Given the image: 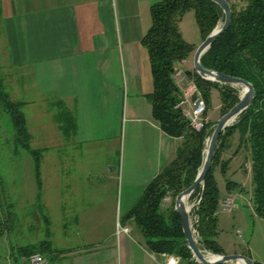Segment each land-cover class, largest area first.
Returning <instances> with one entry per match:
<instances>
[{"label": "crops", "instance_id": "crops-1", "mask_svg": "<svg viewBox=\"0 0 264 264\" xmlns=\"http://www.w3.org/2000/svg\"><path fill=\"white\" fill-rule=\"evenodd\" d=\"M158 1L1 0L2 61L30 81L29 89L44 110L56 100L73 114L77 132L71 147L85 149L84 157L95 153L118 158L117 167L109 172L78 173L70 171L71 157L65 159V166L62 158L50 159L47 209L50 214L62 212L63 228L69 224L70 212H81L73 216L87 229L73 245L64 234L58 241L53 237L57 254L48 258V264L166 263L165 254L151 252L133 221L125 218L147 185L175 159L179 146V140L167 135L154 119L149 99L153 74L142 40L152 25L151 7ZM19 102L24 103L31 137L36 129L31 125L39 115L49 114L50 122L55 118L46 110L39 114L36 101ZM229 148L230 141L223 154V160L229 161L226 175L218 167L216 177L218 172L227 177L230 163L238 157L227 159ZM108 185L114 191L108 192ZM44 219L51 223L49 216ZM124 228L129 232H122ZM27 259L20 262L28 264ZM179 264L188 262L180 259Z\"/></svg>", "mask_w": 264, "mask_h": 264}, {"label": "trees", "instance_id": "trees-1", "mask_svg": "<svg viewBox=\"0 0 264 264\" xmlns=\"http://www.w3.org/2000/svg\"><path fill=\"white\" fill-rule=\"evenodd\" d=\"M227 1L232 9V25L212 44L201 62L206 69L250 82L255 88V98L238 122L221 135L205 186L190 198L199 203L194 209L198 243L216 255H225L217 242L218 210L222 199L216 172L219 167L226 175L229 161H224L222 155L235 130L240 132L241 146L248 148L250 153L253 209L258 217L264 219V0H243L244 4L239 8L232 0ZM191 10L195 12L203 41L225 21L222 8L213 0H160L151 7L152 25L142 40L150 55L153 74L154 89L149 99L154 119L167 135L179 140V146L175 159L147 185L125 218L133 221L151 252L172 254L188 264H199L188 246L175 203L177 196L195 182L204 163L205 142L211 137L217 122L209 121L205 129L197 131L177 108L182 93L174 79L175 69L197 50L195 45L184 39L180 28L183 17ZM187 74L202 92L207 111L213 88L221 93V116L240 102L238 87L205 80L196 73L194 66L188 69ZM0 104L12 120L17 141L35 158L36 177L41 188L42 152L31 148V135L22 111L24 103L12 100L8 93L0 90ZM57 121L65 138L76 134V119L65 107L58 114ZM236 186L237 183L227 180L228 191ZM167 198L171 203L165 207ZM5 228L6 224L0 223V236ZM37 252L57 254L51 241L44 240L33 247L21 248L19 260ZM255 264L263 263L256 261Z\"/></svg>", "mask_w": 264, "mask_h": 264}, {"label": "rangeland", "instance_id": "rangeland-1", "mask_svg": "<svg viewBox=\"0 0 264 264\" xmlns=\"http://www.w3.org/2000/svg\"><path fill=\"white\" fill-rule=\"evenodd\" d=\"M232 2L238 8L244 4L243 0H232ZM221 25L222 23L218 27ZM180 27L184 39L198 48L201 45L203 36L193 10L185 14ZM194 55L195 53L188 59L192 67L194 65ZM19 73L20 71L17 68L8 67L6 62L2 61V56L0 55V90L8 93L14 101H20L21 99L36 101V111L39 114H41L40 111L45 113L47 111V114L51 112L52 115H55V118L50 122L49 114L45 116L39 115L37 122L31 125L32 129L36 127L35 133L32 131L31 148L42 152L41 174L43 175H41L42 186L40 188L36 177L35 158L29 150L23 148L17 141L12 120L6 109L0 104V223L7 226L0 236V264H23L19 260L21 248L33 247L43 240L52 241L53 237L58 241L60 237L62 238L66 235L71 241L69 245H73V241L75 239L78 240L79 236L87 229L79 226L78 216H73L78 213L81 214V212H70L72 216L69 224L66 228H63L60 225L62 212L57 211L54 214L52 212L50 214V210L47 209L46 199L50 196L49 173L53 166L50 163V159L53 160L54 156H56V159L62 158L61 164L65 166V159L71 157L69 168L70 171L76 173L82 170L86 172L98 170L109 172L114 167H117L118 161L116 154L105 156L106 154L93 155L95 153H92L89 157L85 156V158V149L81 150L77 147H71L70 143L73 141V136L65 138L57 121L58 114L62 112L65 106H61L56 100H52L45 111L43 109L45 105L39 104L33 89H29L32 87L30 81L24 79ZM239 89L240 94H242L243 90ZM221 107V93L219 89L213 88L210 92V104L206 114L209 121L215 123L220 120L222 117ZM237 122L238 119L232 125ZM56 125L59 129L56 128ZM216 125L214 128H216ZM211 137L205 142V155ZM229 141L230 150L228 149L229 156H227V159L235 155L238 157L234 162L230 163L231 168L227 177H220V172H218L219 176L217 175L216 178L221 199L227 195V180L237 182L238 186L232 190V194L236 197L238 208H234L232 212H227L221 206L219 207V235L217 236V242L228 255L244 253L254 261L264 264V219L255 214L251 201L253 196V177L250 153L246 147L242 146L240 149L239 132ZM238 151L240 152L238 153ZM74 157H79V159L75 160ZM83 157L86 162H83ZM57 167L56 164L53 169H57ZM241 168H243V171L240 170ZM107 191L112 192L114 189L108 185ZM170 203L171 199L165 200V207ZM197 203L196 199L188 200L190 207ZM195 207L191 211V223L198 241L199 235L194 229L196 221ZM87 213L91 215V211ZM45 216H49L50 224L46 223ZM105 229L109 230L110 228ZM49 231L51 233L50 236H48ZM199 247L209 256L216 255L205 249L202 244H199ZM55 248L54 246L53 249L56 251ZM52 255L54 256L56 253ZM52 255L44 254L47 258H52Z\"/></svg>", "mask_w": 264, "mask_h": 264}, {"label": "water", "instance_id": "water-1", "mask_svg": "<svg viewBox=\"0 0 264 264\" xmlns=\"http://www.w3.org/2000/svg\"><path fill=\"white\" fill-rule=\"evenodd\" d=\"M216 2L223 10L225 14L224 23L216 28L197 48L194 55V69L196 73L205 80L216 82L220 84H228L234 87L241 88L245 90L241 94L240 102L235 105L228 113L223 115L217 122L216 128L210 139L208 149L206 151L204 163L199 171V174L195 182L186 190L181 192L175 203V208L181 218V224L185 237L188 241V246L191 249L193 256L199 264H255V261L247 255L236 254V255H213L209 256L204 253L199 247L198 241L193 230V225L191 223V211L194 206L188 205V200L200 187L204 188L205 181L208 173L212 168L213 159L216 153L218 142L224 131L232 126L244 112H246L250 106L253 104L255 98V88L253 84L242 79L233 77L227 74H223L217 71L209 70L203 67L201 59L203 55L210 49L212 44L223 36L232 25V9L231 5L227 0H213ZM199 204V203H198Z\"/></svg>", "mask_w": 264, "mask_h": 264}, {"label": "built area", "instance_id": "built-area-1", "mask_svg": "<svg viewBox=\"0 0 264 264\" xmlns=\"http://www.w3.org/2000/svg\"><path fill=\"white\" fill-rule=\"evenodd\" d=\"M188 61L183 60L176 67L174 79L179 87L182 97L177 105L183 115L188 119L191 127L197 131H202L206 128L209 120L206 116L207 105L204 96L198 88L196 82L187 74ZM167 200V199H166ZM236 197L232 193H228L220 202V206L224 211L232 212L236 207ZM122 232L128 233L127 228L122 229ZM165 264H179L180 257L172 254H165ZM28 264H48V258L41 253H35L28 259Z\"/></svg>", "mask_w": 264, "mask_h": 264}, {"label": "bare ground", "instance_id": "bare-ground-1", "mask_svg": "<svg viewBox=\"0 0 264 264\" xmlns=\"http://www.w3.org/2000/svg\"><path fill=\"white\" fill-rule=\"evenodd\" d=\"M245 90H243V93H244Z\"/></svg>", "mask_w": 264, "mask_h": 264}]
</instances>
